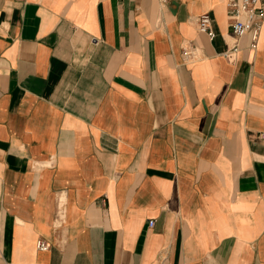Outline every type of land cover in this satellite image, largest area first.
Masks as SVG:
<instances>
[{
    "label": "crops",
    "instance_id": "crops-1",
    "mask_svg": "<svg viewBox=\"0 0 264 264\" xmlns=\"http://www.w3.org/2000/svg\"><path fill=\"white\" fill-rule=\"evenodd\" d=\"M228 23L0 0V264H264V19Z\"/></svg>",
    "mask_w": 264,
    "mask_h": 264
},
{
    "label": "built area",
    "instance_id": "built-area-1",
    "mask_svg": "<svg viewBox=\"0 0 264 264\" xmlns=\"http://www.w3.org/2000/svg\"><path fill=\"white\" fill-rule=\"evenodd\" d=\"M160 1L164 2V0ZM227 18L234 37L240 38L251 32V39L254 43L264 19V0H227ZM196 23L199 32L205 33L209 37L212 36L211 21L207 14L198 16ZM182 55L184 59L190 58L189 48L183 49ZM261 139L264 140V134L261 135ZM149 226H153V221H149ZM36 246L40 250L48 249V245L43 241H38Z\"/></svg>",
    "mask_w": 264,
    "mask_h": 264
}]
</instances>
